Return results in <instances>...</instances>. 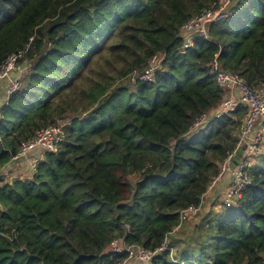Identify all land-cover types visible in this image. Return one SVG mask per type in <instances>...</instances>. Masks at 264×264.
<instances>
[{
    "label": "trees",
    "instance_id": "trees-1",
    "mask_svg": "<svg viewBox=\"0 0 264 264\" xmlns=\"http://www.w3.org/2000/svg\"><path fill=\"white\" fill-rule=\"evenodd\" d=\"M216 1L0 0V67L19 52L31 67L0 105V178L24 141L69 119L57 150L33 152L36 171L0 183V264H121L114 239L167 242L148 264L264 263V152L234 205L180 221L239 149L248 113L196 125L226 95L210 63L264 86V0H240L184 48L182 25ZM155 55L153 80L134 82Z\"/></svg>",
    "mask_w": 264,
    "mask_h": 264
},
{
    "label": "built area",
    "instance_id": "built-area-1",
    "mask_svg": "<svg viewBox=\"0 0 264 264\" xmlns=\"http://www.w3.org/2000/svg\"><path fill=\"white\" fill-rule=\"evenodd\" d=\"M235 0H218L205 8L202 12L195 14L186 21L181 28V34L184 39V48H191L194 39L199 35L207 34L208 27L223 21L229 11L226 9ZM24 52H19L10 56L0 67V81L10 76L12 71L20 70ZM162 59L155 55L149 62V66L142 72L138 73L132 80H153L155 71L159 68ZM210 72L216 77L218 85L225 90V97L219 104L216 112L211 116H203L196 125H203L212 116H223L236 110L244 104L248 108V113L240 128L239 149L245 146L243 156L234 170H231V162L236 156L238 150L232 152L221 164V171L217 178L210 186L209 192L213 191L218 185L219 180L224 174L231 171V180L227 188L223 191V203L226 206H232L236 200L241 197L242 189L250 181V167L252 158L264 152V86L256 89L249 86L240 74L224 70L220 61L216 57L210 63ZM19 86L18 80H13L8 88V94L13 93ZM66 138L65 124L58 121L57 123L40 128L32 138L24 141L19 152L14 156L15 161L28 158L33 152L39 149L57 150L59 145ZM30 166L37 170V160L30 158ZM1 183V181H0ZM203 202L199 205H190L180 213L181 223L188 219V216L201 211ZM129 230L130 227L127 226ZM172 250L167 242H164L157 251ZM112 253L127 254L121 264H148L154 258L157 251L145 249L140 245L127 244L120 239H114L109 245ZM264 264V263H263Z\"/></svg>",
    "mask_w": 264,
    "mask_h": 264
},
{
    "label": "rangeland",
    "instance_id": "rangeland-1",
    "mask_svg": "<svg viewBox=\"0 0 264 264\" xmlns=\"http://www.w3.org/2000/svg\"><path fill=\"white\" fill-rule=\"evenodd\" d=\"M220 23V22H219ZM211 26V25H210ZM210 26L208 27V28H210ZM30 69H31V67H30V65L29 64H26V65H22V67H21V69L20 70H17V71H15L12 75H11V78L2 86V88H5V87H10V85H11V82L13 81V80H18V82H19V86H18V88L20 87V85H21V82L23 83L24 81H25V77H26V75H28V72H30ZM124 85H127V86H130L131 88H133V86H131L128 82H125V84ZM7 88V89H8ZM17 88V89H18ZM3 89H0V105H4L5 103H7L8 102V99H9V96L7 95L6 97H5V100H3V98H1L2 96H3V93H1V91H2ZM7 92H8V90H7ZM34 94V93H33ZM10 95V94H9ZM31 95V94H30ZM32 97V98H31ZM30 98V100L31 101H29L28 102V106H32V105H40V104H42L43 103V101H44V98H43V95H40L39 97H37V95H34V97H33V95L31 96ZM36 97V98H35ZM35 98V99H34ZM61 123H64L65 125H67V123L69 122V119H67V118H62L61 120H59ZM255 158H257V156H254L253 158H252V163H253V161L255 160ZM12 171H14V170H12ZM25 172H26V169H24V170H19L18 172H15V173H13V172H9L8 174H2L1 175V178H0V181H3V182H5V181H8V180H10V179H15V178H24V177H26V174H25ZM227 176L229 177L230 176V174L232 175V173H231V171H229V172H227ZM225 175V174H224ZM223 175V176H224ZM231 180V179H230ZM227 187V186H226ZM225 187V188H226ZM218 191V189L217 188H215L213 191H211V193L209 194V195H207V196H205V198H204V200H203V204H202V208H201V211H199L198 213H200V214H203V213H205V211H206V208H209V205H211L210 204V202H212V208L214 209V210H221L222 212L224 211V206H222V204H224L223 203V199L222 200H219V201H216V200H218V199H214V195H215V193ZM223 191L224 190H222V194H223ZM220 194V196H221V192L219 193ZM222 198H223V196H222ZM220 206H221V209H220ZM208 211V210H207ZM206 211V212H207ZM218 212V211H217ZM198 213H195V214H192V215H190V216H188V219L187 220H185L184 222H182L181 223V225H182V227H185V228H187V226H188V223L189 222H191L192 220H195L196 218H198V216H196ZM183 241V243L185 244L186 242L184 241V240H182ZM131 264H138V262H133V263H131Z\"/></svg>",
    "mask_w": 264,
    "mask_h": 264
},
{
    "label": "crops",
    "instance_id": "crops-1",
    "mask_svg": "<svg viewBox=\"0 0 264 264\" xmlns=\"http://www.w3.org/2000/svg\"><path fill=\"white\" fill-rule=\"evenodd\" d=\"M7 81H1L0 83V89H3L1 91V93H3V96L1 98H3V100H5V97L8 95V92H7V88L8 87H5V88H2V86L6 83ZM34 158L35 155H33V153L26 159H24L23 161H17V162H13L12 164H9L7 165L6 167L3 168V173L2 174H8L9 172H18L19 170H24L26 168H28V164L30 165V158ZM14 170V171H12ZM228 174L226 173L218 182V185L215 187L218 189V191L215 193L214 195V199H218L216 201H219V200H222V190L225 189V187L228 185V183L230 182V179H231V174L230 176L228 177L227 176ZM221 192V196H220V193ZM211 192H208L207 195H209ZM206 195V196H207ZM210 204H212V202H210Z\"/></svg>",
    "mask_w": 264,
    "mask_h": 264
},
{
    "label": "water",
    "instance_id": "water-1",
    "mask_svg": "<svg viewBox=\"0 0 264 264\" xmlns=\"http://www.w3.org/2000/svg\"><path fill=\"white\" fill-rule=\"evenodd\" d=\"M239 1H240V0H235V1H233V2L230 4V6H229L226 10H227V11L231 10L235 5L238 4ZM244 150H245V146H244L243 148H240V149L238 150L236 156L234 157V159H233L232 162H231V167H230L231 170H234L235 167L239 164V162H240V160H241V158H242V156H243V152H244ZM226 188H227V187H226ZM224 190H225V189H224ZM0 209H1V206H0Z\"/></svg>",
    "mask_w": 264,
    "mask_h": 264
}]
</instances>
